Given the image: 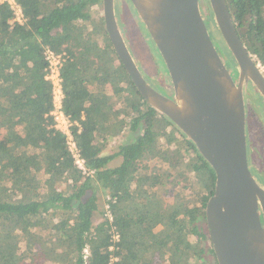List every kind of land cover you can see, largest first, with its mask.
I'll return each instance as SVG.
<instances>
[{"label":"trees","instance_id":"obj_1","mask_svg":"<svg viewBox=\"0 0 264 264\" xmlns=\"http://www.w3.org/2000/svg\"><path fill=\"white\" fill-rule=\"evenodd\" d=\"M1 1L0 264H109L111 223L93 226L101 192L112 200L113 225L121 234L120 264L201 260L216 173L180 128L138 92L108 37L102 0H16L24 25L13 23L10 6ZM226 2L241 41L264 68V0ZM210 17L222 39L212 10ZM46 47L72 57L63 69L64 109L82 127L74 133L94 178L75 167L65 136L49 129ZM171 126L180 138L168 134ZM126 129L142 133L106 155ZM116 157L122 163L109 167ZM161 163L167 172L157 167ZM254 174L264 187V176ZM181 185L188 198L166 212L165 197ZM209 251L218 264L212 246ZM155 254L162 261L153 262Z\"/></svg>","mask_w":264,"mask_h":264},{"label":"water","instance_id":"obj_2","mask_svg":"<svg viewBox=\"0 0 264 264\" xmlns=\"http://www.w3.org/2000/svg\"><path fill=\"white\" fill-rule=\"evenodd\" d=\"M130 1L166 65L175 98L143 77L121 35L115 0H102L108 37L144 101L179 127L216 173L206 222L218 264H264V189L249 167L243 90L251 82L264 98L260 65L241 41L226 0L209 2L238 65V85L209 35L199 0Z\"/></svg>","mask_w":264,"mask_h":264},{"label":"rangeland","instance_id":"obj_3","mask_svg":"<svg viewBox=\"0 0 264 264\" xmlns=\"http://www.w3.org/2000/svg\"><path fill=\"white\" fill-rule=\"evenodd\" d=\"M202 4L203 5L205 4L206 7H208L207 12L209 14V19L211 20L212 18L210 17V12L212 9L209 0H202ZM116 8L118 9V7ZM118 14H119V10H118ZM118 19L122 23V27L124 29L125 34L128 37H130V40L132 41L133 46H132L131 54L133 58L136 59L140 68L145 74V77L148 78V82L150 83V85L153 88H155L153 86L154 84L164 88L167 87L168 84H171V81L169 80L170 79L168 74L169 72L166 68V65L161 55L158 54L157 47L150 45V43H148L147 45L145 39H143L140 36L139 32H141V30L138 25L139 24L142 25L143 22L140 16L138 15V13L136 12L135 8L133 10L131 5L128 6L127 4H122L121 13ZM206 24L209 29V32L210 33L213 32L210 35L212 37V40L219 55L225 61V65L227 69L237 79V75H239V72L237 70L236 65H233L236 63L235 59L234 60L231 59V56L228 52L229 50L228 47L222 45L224 42L223 38L221 39L220 35L219 34L217 35L216 32L213 31L214 29L211 31L209 20L206 21ZM142 27L145 30L144 25H142ZM261 70L264 73V68H261ZM155 89L160 91L161 93H164L165 95V92H163V90L158 88ZM253 96L254 95H252L251 93L249 94L250 110L248 113L249 115L248 129H249L250 141H249L248 150H249V155L251 157L250 167L254 172H259L262 176H264V105L262 106L259 103L257 96L254 97ZM167 131L168 134L172 135L173 140L180 138L179 133L173 126L169 127ZM141 133H142L141 130H139L138 132H132L131 130L126 129L120 136L111 140L108 148L104 153L106 155H112L117 153L120 146L135 142L137 140V137ZM121 163H122V159L120 157H116L109 163V167L115 168L118 167ZM157 167L162 172H167L168 169L167 165L161 163V164H157ZM261 187L264 189L263 186ZM172 190L173 191L168 196L165 197V201H166L165 210L168 213L174 212V210L176 211L180 205V201L188 198V193L183 190V185L177 186ZM107 203H108L107 195L104 196L103 193L101 192L99 198V207L102 211L104 219H106L105 214H106ZM153 259L157 262L158 261L160 262L162 261L163 256H161L160 254L159 255L155 254V257ZM207 260L209 261L208 258ZM191 264H203V262L197 260V261H192Z\"/></svg>","mask_w":264,"mask_h":264},{"label":"built area","instance_id":"obj_4","mask_svg":"<svg viewBox=\"0 0 264 264\" xmlns=\"http://www.w3.org/2000/svg\"><path fill=\"white\" fill-rule=\"evenodd\" d=\"M1 2H5L10 6L14 15L13 23H18L20 25H24L26 23L23 10L16 0H2ZM44 58L47 63L45 80L50 83L52 94V109L50 113L46 115V117L51 118L49 129H52L55 132L61 133L65 136L66 147L75 167L85 178H94L96 172L95 170L88 168L74 133L75 128H78L77 132L80 133L82 131V127L77 121H74L64 109L66 94L64 89L63 69L68 62L72 61V57L67 51L56 52L52 48L46 47L44 50ZM107 198L108 203L106 205L105 216L106 219H108L111 223L112 242L109 248V252L111 253L109 264H120L121 258L117 255V251L119 250L118 245L121 242V234L117 227L113 225L114 215L110 205L112 200L110 197Z\"/></svg>","mask_w":264,"mask_h":264},{"label":"flooded vegetation","instance_id":"obj_5","mask_svg":"<svg viewBox=\"0 0 264 264\" xmlns=\"http://www.w3.org/2000/svg\"><path fill=\"white\" fill-rule=\"evenodd\" d=\"M200 2H199V5H200V11H201V14H202V17H203V19H204V22H205V24H206V21L207 20H209L210 21V19H209V14H208V12H207V8L208 7H206V5L204 4H202V0H199ZM122 4H127L128 6L129 5H131L132 6V9L134 10V7H133V5H132V3H131V1L130 0H115V15H116V19H117V23H118V26H119V29H120V32H121V35H122V37H123V40H124V42H125V44H126V46H127V48L129 49V51H130V53H131V50H132V41L130 40V37H128L126 34H125V32H124V29H123V27H122V23H121V21H119V15H120V13H121V8H122ZM116 7H118V9L116 8ZM206 7V8H205ZM118 10H119V14H118ZM102 12H103V7H102ZM143 22V21H142ZM142 25H144V23H142ZM142 25L141 24H139L138 26L140 27V30H141V32H139L140 33V36L143 38V39H145V42H146V44L148 45V43H150V45H153V46H155L156 47V45H155V43L153 42V40H152V38H151V36H150V34H149V32L147 31V28H146V26L144 25V27H145V30H144V28L142 27ZM206 26H207V24H206ZM211 27V26H210ZM207 29H208V27H207ZM144 30V31H143ZM211 31H212V29H211ZM208 32H209V29H208ZM211 33H213V32H211ZM210 32H209V35L211 34ZM125 34V35H124ZM210 37H211V35H210ZM211 39H212V37H211ZM213 41V40H212ZM214 43V42H213ZM130 46H131V49H130ZM132 55V54H131ZM133 57V56H132ZM221 57V56H220ZM134 60H135V62H136V64H137V66H138V68H139V70L141 71V73H142V75H143V77H145V74L143 73V71H142V69L140 68V66H139V64L137 63V61H136V59L134 58ZM223 62H224V64H225V61L223 60ZM226 66V65H225ZM227 68V67H226ZM237 70H238V66H237ZM232 71V70H231ZM230 72V71H229ZM169 74V73H168ZM230 74H231V72H230ZM231 76H232V78H233V80H234V82H235V84L236 85H238V82H239V75H237V79L231 74ZM169 77H170V75H169ZM146 78V77H145ZM170 81H171V78L169 79ZM147 81V80H146ZM171 84H172V81H171ZM171 84H168V86L167 87H161V86H158V85H153L155 88H158V89H161V90H163V92H165V95H167L169 98H171V99H174L175 98V93H174V88H173V84H172V86H171ZM154 88V89H155ZM165 89V90H164ZM243 90H244V101H245V108H246V117H247V143H248V148H249V141H250V135H249V129H248V113H249V110H250V106H249V94L251 93L252 95H254V96H257L258 97V101H259V103L263 106L264 105V98L261 96V94L257 91V89L255 88V86L251 83V82H249V83H245V85H244V87H243ZM158 91V90H157ZM160 92V91H159ZM161 93V92H160ZM163 95H164V93H162ZM253 96V97H254ZM249 151V150H248ZM248 159H249V152H248ZM249 167H250V163H249ZM250 169H251V167H250ZM251 171H253L252 169H251ZM256 173V172H255ZM252 175L255 177V174H254V171L252 172ZM255 179H256V177H255ZM262 219H263V215H262ZM209 232V231H208ZM212 246V243H211V241H210V237H209V241L208 242H205L204 243V245H203V249H205V253H203L202 255V259L201 260H199L200 262H203V264H216V261H215V259H214V257L212 256V254L210 253V251H209V248ZM212 248H213V246H212ZM207 258L209 259V261L207 260ZM217 259V258H216ZM194 261H197V260H194ZM217 263H218V261H217Z\"/></svg>","mask_w":264,"mask_h":264},{"label":"crops","instance_id":"obj_6","mask_svg":"<svg viewBox=\"0 0 264 264\" xmlns=\"http://www.w3.org/2000/svg\"><path fill=\"white\" fill-rule=\"evenodd\" d=\"M104 196H106V193H103ZM104 217H103V214H102V211L99 207L98 211L95 213L94 217H93V226L96 227V226H99L101 223L104 222ZM54 244V241L51 240L50 242V246ZM154 254V253H153ZM154 258V257H153ZM153 262H155V260H153Z\"/></svg>","mask_w":264,"mask_h":264}]
</instances>
